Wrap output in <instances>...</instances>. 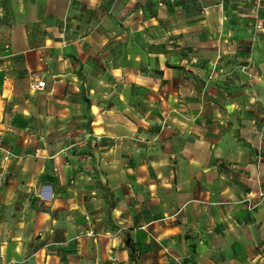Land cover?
<instances>
[{"label": "crops", "instance_id": "0c3cea01", "mask_svg": "<svg viewBox=\"0 0 264 264\" xmlns=\"http://www.w3.org/2000/svg\"><path fill=\"white\" fill-rule=\"evenodd\" d=\"M146 205L191 264H264V0H0V264L123 249Z\"/></svg>", "mask_w": 264, "mask_h": 264}, {"label": "rangeland", "instance_id": "374dc122", "mask_svg": "<svg viewBox=\"0 0 264 264\" xmlns=\"http://www.w3.org/2000/svg\"><path fill=\"white\" fill-rule=\"evenodd\" d=\"M132 210V214L139 213L140 215L136 219V222H134L132 215V219H130L131 224L128 228L136 244V255L139 264L193 263L192 256L187 259L184 256L191 254L193 251L195 252L196 248L201 245V240L197 238L187 240L185 238V225L180 226V233L178 234L170 231V227L174 222L171 218L174 216L169 211L165 209L159 210L154 206L150 207L148 205L139 207L138 209H134L133 206ZM159 213L162 214L164 220L162 222H152L153 220L156 221ZM142 214H146V217H143ZM150 214H153L154 219L150 220ZM101 227H99V231H102L103 228ZM97 231L91 233L90 236L92 237L89 236L93 239V241H89L93 256L88 258L85 264H133L128 256L126 245L121 249L119 240L111 241V237L115 234L112 233L110 237H106L104 236L107 233L106 230H103V233L100 234H97ZM118 235L122 237V234L118 233ZM109 251H112V253H109Z\"/></svg>", "mask_w": 264, "mask_h": 264}, {"label": "trees", "instance_id": "16d2710c", "mask_svg": "<svg viewBox=\"0 0 264 264\" xmlns=\"http://www.w3.org/2000/svg\"><path fill=\"white\" fill-rule=\"evenodd\" d=\"M104 190L107 194V196H106L107 200L112 205V195L110 194L109 189L106 186H104ZM124 242H125V245L127 247V250L129 251V256H130V259L133 262V264H139L138 263V257L136 255V253H137L136 244L133 241V239H132V237L128 231H125Z\"/></svg>", "mask_w": 264, "mask_h": 264}, {"label": "built area", "instance_id": "2783aa9c", "mask_svg": "<svg viewBox=\"0 0 264 264\" xmlns=\"http://www.w3.org/2000/svg\"><path fill=\"white\" fill-rule=\"evenodd\" d=\"M258 29L261 28V25L257 26ZM45 88V82L35 81V83L31 86L33 90H43ZM243 203L247 204L249 210H254L261 202L255 203L253 202L251 197H246L243 200ZM91 235V232L89 233Z\"/></svg>", "mask_w": 264, "mask_h": 264}]
</instances>
